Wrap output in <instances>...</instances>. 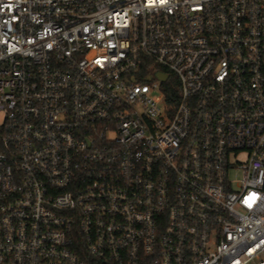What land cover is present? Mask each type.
<instances>
[{
	"label": "built area",
	"instance_id": "built-area-1",
	"mask_svg": "<svg viewBox=\"0 0 264 264\" xmlns=\"http://www.w3.org/2000/svg\"><path fill=\"white\" fill-rule=\"evenodd\" d=\"M0 264H264V0H0Z\"/></svg>",
	"mask_w": 264,
	"mask_h": 264
},
{
	"label": "water",
	"instance_id": "water-1",
	"mask_svg": "<svg viewBox=\"0 0 264 264\" xmlns=\"http://www.w3.org/2000/svg\"><path fill=\"white\" fill-rule=\"evenodd\" d=\"M157 77H158L159 79H161L163 82L167 81L168 78H169L168 75H166V74H164V73H161V72L157 73Z\"/></svg>",
	"mask_w": 264,
	"mask_h": 264
},
{
	"label": "rangeland",
	"instance_id": "rangeland-1",
	"mask_svg": "<svg viewBox=\"0 0 264 264\" xmlns=\"http://www.w3.org/2000/svg\"><path fill=\"white\" fill-rule=\"evenodd\" d=\"M237 176L240 177V174L238 173Z\"/></svg>",
	"mask_w": 264,
	"mask_h": 264
}]
</instances>
